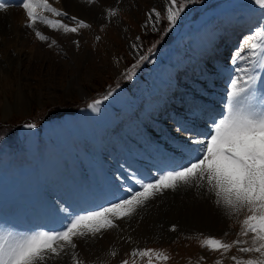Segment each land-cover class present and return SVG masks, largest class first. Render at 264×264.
Returning a JSON list of instances; mask_svg holds the SVG:
<instances>
[{
  "label": "rangeland",
  "instance_id": "rangeland-1",
  "mask_svg": "<svg viewBox=\"0 0 264 264\" xmlns=\"http://www.w3.org/2000/svg\"><path fill=\"white\" fill-rule=\"evenodd\" d=\"M102 5L115 9L114 16L111 14L112 7L106 8V12L115 17L114 19L106 16ZM166 6H170L166 4V0H71L67 6L68 16L61 21L70 27H76L78 31L65 32L62 28L55 29L45 22H39L41 26L49 27L44 32L49 37L46 41L35 35L36 30L32 35H26L27 40L18 41L13 32L12 20L2 18L3 26L0 25V29L5 41H0V124L9 123L13 126L0 130V143L11 137V133H16L27 151L23 149L0 156V197L2 192L13 199L18 196L25 198L23 188L26 179L13 176L14 174L26 172L29 176L33 170H40L49 177L47 171L53 165V159H66L81 144L76 143L81 140L78 132L69 137L62 131L69 129L68 132H74L73 121L86 119V112L96 107L98 102H105V96L122 90L114 89L115 87L142 85L144 76L148 75V64L153 67L159 62L155 66V70H159L162 62H171L172 53L178 55L187 51L185 46L189 41L184 44L185 40H190L189 37L195 32L213 25V21H217L219 17L233 13L258 14L257 10L261 9L253 0H202V3L187 5L177 25L169 31L171 26L168 21L162 23L153 12L155 9L166 17ZM55 8L63 12L59 5ZM219 9L226 11L220 14ZM252 9L255 10L251 11ZM22 11L21 16L26 17L25 11ZM74 11L77 21L82 20L89 27H82L77 21L70 19ZM47 12L41 9L39 14L47 15ZM150 13L152 20H149ZM53 15L55 19L58 17L52 13ZM55 19L52 18L53 21ZM33 27H37V24ZM172 34H176L177 38L171 40ZM168 41L174 43L175 47L164 46ZM126 60L139 63L134 72L131 71L128 76L121 78L123 70L128 68ZM118 78L122 81L118 82ZM93 96L96 97L91 103L74 114L64 113L63 116L60 115L62 118L45 122L41 133L36 128L22 127L23 121L45 119L48 112L85 102ZM144 96L145 94L139 99ZM133 101L137 102L134 99ZM82 132L88 134L86 131ZM6 167L10 168L9 173L5 172ZM182 188L183 186L175 191L166 190L162 194L164 201L172 198L170 195L182 198ZM227 211L221 208L223 217L216 220L217 223L212 221V216L206 221L200 219L184 222L183 219L189 211L181 210L180 215L171 211L168 221L158 227L166 228L165 230L143 238L132 235V230L125 227L135 222H130L132 215L135 218L134 213L122 220L115 217L118 221L117 227L86 239L77 238L80 242L77 249L81 255L78 259L83 264H122L123 261H127V264H244L249 259L264 261V254L255 251L243 253L239 250L240 247L258 246V243L253 244V233L243 234L247 230L244 220L253 213L242 210L239 214H229ZM124 230L129 232L130 237L123 240L124 245L119 247L118 240L114 239L116 233ZM0 232L18 234L1 221ZM210 237L232 247L229 250L212 251L204 246V242ZM237 240L247 243L236 245L234 242ZM148 246L154 248L148 256H141L139 252L133 255L134 250H144ZM73 251L75 250L65 249L67 254L54 257L48 264H74L71 255ZM158 256H167L168 259H158ZM233 257L236 258L235 261Z\"/></svg>",
  "mask_w": 264,
  "mask_h": 264
},
{
  "label": "snow or ice",
  "instance_id": "snow-or-ice-1",
  "mask_svg": "<svg viewBox=\"0 0 264 264\" xmlns=\"http://www.w3.org/2000/svg\"><path fill=\"white\" fill-rule=\"evenodd\" d=\"M264 10V0H253ZM202 3V0H166V18L174 28L180 20L187 5ZM22 8L29 21L28 27L36 24L38 19L44 20L39 15L40 10L50 11L57 16L66 17V12H60L53 7L49 0H18L16 5ZM8 5L0 0V10H6ZM157 20L160 13L153 9ZM115 15V12H111ZM77 21L76 17H70ZM152 20V14H149ZM45 22L55 29L62 28L65 32L75 33L76 27H70L61 20ZM77 23L82 27H89L80 20ZM155 27V25H153ZM36 36L46 41L49 39L40 31ZM251 41V42H249ZM53 43H55L53 41ZM255 57L252 68H264V26L258 27L254 35L245 41ZM233 58L232 63H237ZM215 68V65H212ZM219 70L217 69V72ZM204 75H211L205 69ZM257 77L250 76L244 86H239L237 79H231L230 90L227 92L226 114L216 119L209 116L203 121V131L192 135L190 127L200 120L198 110H191V116L186 120H177L173 131L176 136L171 139L173 151L180 154L183 163L173 169L166 170L156 179L150 182L137 181L140 191L132 192L128 198L112 203L98 211L87 212L71 218L62 231H33L27 234H14L12 232H0V264H48L54 257L67 254L65 249L75 250L76 239H86L95 236L102 231L117 227L112 217L125 219L136 212L139 206H143L156 195H162L166 190L175 191L179 187L205 188L215 197L218 207H224L229 214H239L247 210L249 215L244 224L247 235L253 233L255 247H240L243 253L255 251L264 254V96L256 102L252 89ZM105 99H108L105 96ZM99 103V102H98ZM27 128H35V124L25 125ZM175 230V226H173ZM247 243L237 240L236 245ZM204 246L212 251L229 250L232 245L210 237L204 242ZM154 250H134L133 255L139 252L141 256H148ZM79 254L72 253L74 264H83L78 259ZM158 259L167 260V256H158ZM234 261L236 260L233 257ZM122 264H127L123 261ZM239 264V262H238ZM244 264H264V261L247 260Z\"/></svg>",
  "mask_w": 264,
  "mask_h": 264
},
{
  "label": "bare ground",
  "instance_id": "bare-ground-1",
  "mask_svg": "<svg viewBox=\"0 0 264 264\" xmlns=\"http://www.w3.org/2000/svg\"><path fill=\"white\" fill-rule=\"evenodd\" d=\"M89 1H92V0H89ZM70 2H71V0H60L59 2H57L56 0H49V3L53 7L59 5L62 8L63 12H66V13L68 12L67 6L70 4ZM43 10L44 9H42V11ZM21 12H23L22 8L0 10V25L3 26V23H2L3 17L11 19L12 23L14 24L13 32L16 35L18 41L27 40L26 35H32V33H35L34 32L35 30L40 31L44 35V32H47L49 30V27H47V25H46L47 28H45V27L41 26L39 22H44V20H46V19L47 20H52V18L55 19V16L54 15L52 16V12L46 11L47 15H44V14L40 15L39 14L41 17L44 18V20L38 19L36 22L37 27H33V26L28 27L27 24H29V22L31 23V21H29L28 18H26L27 16L26 17L21 16L22 15ZM72 14L76 15L75 11ZM58 18H59V16L56 19H58ZM56 19H55V21H56ZM55 21H53V22H55ZM216 26H217L216 24H213L212 27H210L209 31H207V29L202 30L200 32V34L194 35V38H195L194 42L193 41L192 42H190V41L186 42V46H185V48H186L185 50H187L186 54L182 55L181 57H177V56L173 57V59H174L173 63L170 64V68H169L170 73H168V71H166L164 69L162 71L161 70L157 71L158 74L155 77H158L160 79L159 85H156L155 82L154 83L148 82V84H150L149 87L152 89V92L159 93L158 90H162L160 85H162V86L164 85L167 90L173 87V90H169V91L166 90L167 91L166 96H169L171 98V100L174 101L175 103L179 102V100H180V98L178 99V97H176V93H175L176 91L181 92L182 94L185 93L184 99L185 100L188 99L191 103H194L196 100L199 101V99L195 100L194 98H191L192 96L190 93H188V90L186 88L178 90L174 87V85L177 81L178 82L181 81L180 79H182V77L178 78V75L180 74V76H181V73L183 70H185V67H188V66L191 67L192 65L195 64L194 63L195 61H193L192 57H190L191 53H192V48L195 45H196V48L194 49L193 54H195L197 49H204L205 48V46H203L204 44H206V43L209 44V43H212L213 41L217 42V40L219 41L220 39L221 40H220L219 44H220L221 48L223 46H225L222 42L224 40L225 36L222 34L221 27H218V29H215V28H217ZM202 32H206V34H203ZM2 40L5 41V39L2 37V31L0 29V41H2ZM243 45H244V43H243ZM220 51H222V50H220ZM251 53L252 52L249 49H246L243 57H240V59H239V64L240 63L243 64L247 60V58L250 56ZM225 61L223 62L224 69H225L223 72L225 75L224 78H227L228 76H235V77L238 76V72H237L238 71V63L232 64V63H229L227 61L225 62ZM169 63H171V62H169ZM242 67H244V65H242ZM173 68H175V69H173ZM190 73L192 74L190 77H192L193 75H196V74H200L197 70H191ZM216 75H218V74H216ZM216 75L215 74L213 75L214 78H216V79H220L222 77L220 75H218V76H216ZM207 76H205L204 78H207ZM221 79H223V78H221ZM200 90H202V92H203V89L200 88ZM224 91H226V87H224V85H219L218 89L206 94V96L211 97L213 100H222L223 99V93L222 92H224ZM129 101L130 100L128 98H125L123 95H118V96L110 97L107 100L108 103H105V105H108L114 112L121 115L122 119L108 117L106 112L102 108L100 109L97 107H93L92 111H94V112L97 111L96 112L97 119L99 121H101L102 123H103V121H105L103 123L105 126H107V123H106V121H107V122H109L108 123L109 125L113 126L117 130H120L122 123H123V120H124V117H125L124 112H122V108L124 107V105L127 104L128 106H132L134 109V112L136 114H137L139 108H141V104L143 105V103L134 104V103L129 102ZM201 105H206V104L202 103ZM144 107L146 108V114L149 113V116L157 117L156 123L153 124V122L148 121V119H154V118L148 117V119L145 120L144 118L147 117V115L144 114L140 118V120L136 122V124L140 125L141 122L142 123L150 122L151 125L153 124V126L158 130L159 134L155 135V139L154 138H146V137H138V140L141 142L142 145H145L146 150L149 151L151 154L154 151H156V153L159 154L163 150L170 155L173 151L169 150L168 144H166V143H167V141H168V143L169 142L171 143L172 137L176 136L174 131H173L174 126L176 125V122H174L173 119H170V117L167 116L165 113L159 112L157 105L150 104V105H145ZM181 110L184 111L183 109H181ZM207 112H212V111L207 110ZM171 113H173V112H171ZM186 114H189V113H186ZM174 115L177 116L175 113H174ZM190 116H191V114L189 115V117L184 116L183 118L182 117H179V118H180V120H186V119H189ZM201 120L202 119L200 118V120H198L197 123H199ZM161 126L164 127L163 134H161V130H160ZM74 127L79 128L77 126V124H74ZM87 127H89L88 124H87L85 130H83V126H81L79 128L82 131H86L88 133L87 138L83 137L81 141L83 143H90L92 141L96 147H101L102 143H100L99 139H96V137L87 129ZM193 128H195V127L194 126L190 127L189 131H191ZM196 130H199V129H196ZM128 131H129V129H128ZM69 134H71V132ZM69 137H70V135H69ZM158 138H164V139H167V141L165 144L160 143V145H158L157 144ZM127 141L130 144L132 142V140L128 136V134H127ZM126 145L127 144H124V142H122V145L119 147L121 152H123V154H127L129 157H131V160H135L137 158H140L141 161L135 165L138 168H142L143 171H142L141 176L143 178H147L148 180L152 179L153 174H150L147 171H148V167H152L153 169H155V167L151 166L143 157L139 156L136 152H133V150L128 146L126 147ZM78 146H79V144H78ZM159 146H161L162 149H156L155 148V147H159ZM113 147H115V141L112 142V148ZM114 151H117V149H114ZM73 152H75V151L73 150ZM104 152L106 153L105 150H104ZM106 156H107V154H106ZM86 157L88 158V163L85 161ZM126 158H128V157H126ZM79 160L80 161H77V160L74 161L72 158L66 162H62L63 164H65V166L61 165L62 173H64V177L67 178V181L69 183H71L72 174L74 175V173H69V170L71 167H74L76 169L75 173H80L78 175V177L76 178V181L82 179L83 183L89 184L90 183L89 174L91 172V174L96 173V174H94V175H96V178L94 179L93 183H96L97 185L99 183H102L103 186H106L107 183H111V185L113 187L109 191L110 196L107 198V200H111L113 198V202H115V200L118 199L117 196L129 197L130 195H132V193H130L128 191L129 188L132 189V192H136L140 188V184L137 183V181L138 180L141 181V179H139L135 176H132L129 173V170L125 169L121 164H119L116 161L113 162L110 159H106L105 165L102 166V169H100V167L98 166V164L96 163V161L92 157V154L84 155L83 159H81L79 157ZM181 162H183L182 158H181ZM142 164H144V166H142ZM99 169L100 170L107 169L108 173L110 174V179H107V177H106L107 175H105L103 178L99 173V171H100ZM119 172L122 173L123 177L117 175V173H119ZM47 182L48 183L46 184V187H45L47 193L49 191L51 194L57 195V194H60L61 192H64L63 190H61L60 186H59V188H57L56 186L51 184L50 181H47ZM127 183H128V186H127ZM43 184L45 185L44 182H43ZM121 187H125V188H121ZM45 189L42 187V190L44 192H45ZM71 189H74V188L72 187ZM96 190H99L98 186H97ZM181 192L183 195L182 198H180V197L176 198V197H173V195H170V197H172V198H169L166 201H164V197H162V195H156L155 198L150 199L143 206H139L137 208L136 212L134 213L135 218L133 217L134 215H132L131 220H130V222H132L134 220H135V222L133 224L125 225V227L130 228L132 230V233H131L132 235H137L139 238H143V237H147L149 234L153 235V233H158L159 231L165 230L166 228H158V227H160L161 225L165 224L168 221V219L170 218L169 216L171 214V211L172 212L174 211L177 215H180L181 210L182 211H189V213L183 219L184 222H193L194 220L199 221L200 219L206 221V219L209 216L210 217L212 216V218H211L212 221L214 220L216 223L218 222L216 220L221 219L222 215L220 213V210H221V208H224V207H222V206L218 207L216 205V203L214 202L215 201L214 195L207 192V190L205 188L183 187ZM62 196H61V199H62ZM98 197H99L98 201H100L102 198L101 192L99 193ZM51 199L52 200H48V201H49V203L55 204L54 205L55 215L57 214L58 216H60L61 220L64 219L67 213L65 211H63L60 207H58L57 203H55L53 198H51ZM105 203H106V201H105ZM99 205H101V204H99ZM112 219L114 220L115 224L117 225L118 221L115 219V217H113ZM69 221H70V219H69V217H67L63 220L62 224H64V225L59 223L58 226H56V227L60 228V227L66 226ZM128 237H130L128 231H125V230L123 232L119 231L118 234L116 233V238L114 240H118L119 247H121V245H124L123 242H125L123 240H126V238H128ZM75 243L77 245L80 244V242L77 239H76ZM78 251L80 252V250H78Z\"/></svg>",
  "mask_w": 264,
  "mask_h": 264
},
{
  "label": "trees",
  "instance_id": "trees-1",
  "mask_svg": "<svg viewBox=\"0 0 264 264\" xmlns=\"http://www.w3.org/2000/svg\"><path fill=\"white\" fill-rule=\"evenodd\" d=\"M66 112V110L62 109L61 107L59 109H57L56 111H53V112H48L47 113V117L51 116V115H57V114H60V113H64Z\"/></svg>",
  "mask_w": 264,
  "mask_h": 264
}]
</instances>
